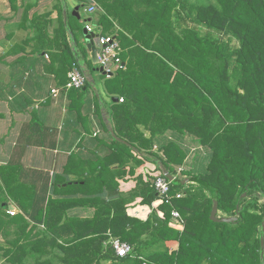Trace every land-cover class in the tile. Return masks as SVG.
I'll return each mask as SVG.
<instances>
[{"label": "trees", "instance_id": "obj_1", "mask_svg": "<svg viewBox=\"0 0 264 264\" xmlns=\"http://www.w3.org/2000/svg\"><path fill=\"white\" fill-rule=\"evenodd\" d=\"M99 2L102 34L117 24L122 45L121 66L105 76L108 92L123 99L112 103L109 113L114 132L109 149L94 158L71 156L65 171L70 173L79 160L73 165L88 174L72 182L57 176L52 194L37 205L36 189L21 180L20 164L0 166V261L264 264V0ZM186 11L195 24L235 36L240 47L192 27L179 28L176 19L186 17ZM34 27L29 42L38 50L53 47L38 18ZM67 31L63 23L62 49L72 62L61 73L62 88L69 72L80 68L66 42ZM105 131L110 132L107 126ZM149 159L172 174L182 165L186 177L173 182L168 196L158 194L154 175L144 174L135 178L130 192L120 193V180ZM71 188L87 197L63 198ZM179 193L185 195L177 197ZM139 197L143 204L159 201L146 220L127 211ZM215 198L217 215L222 212L234 221L211 219ZM12 203L14 215L8 212ZM81 203L94 206L95 216L68 214ZM173 211L180 213L184 229L171 226ZM114 237L132 244L133 253L118 257ZM171 240L178 247L169 253ZM156 244H163L166 253L144 256Z\"/></svg>", "mask_w": 264, "mask_h": 264}, {"label": "crops", "instance_id": "obj_2", "mask_svg": "<svg viewBox=\"0 0 264 264\" xmlns=\"http://www.w3.org/2000/svg\"><path fill=\"white\" fill-rule=\"evenodd\" d=\"M93 4L97 10L91 13L88 8ZM76 8H79L80 17L73 14ZM102 11L99 0H0V166L20 164L21 180L36 189V205L52 194L57 176L72 182L78 175L88 174L75 167L79 160H74L70 173L65 171L71 156L88 159L104 154L114 135L109 113L112 103L121 98L108 92V76L93 62L83 34L87 24L95 28L94 32L102 34V26L98 24ZM70 16L73 17L71 24ZM36 18L53 40L54 46L49 50H38L34 42H29ZM63 23L68 28L66 42L88 78V84L81 91L70 93L62 89L64 80L60 78L72 62L62 49V44L66 49L64 35H60ZM118 30L116 24L102 35L116 38ZM56 88L59 91L54 94L52 90ZM104 125L111 134L105 131ZM146 135L150 136L147 132ZM98 137L107 143L97 144ZM169 137L173 138L172 134ZM135 169L134 175L128 171L120 180V193L126 194L135 188V178L139 174L147 177L146 169L152 170L150 175L161 173L157 163L150 159ZM180 176L186 177L183 172ZM62 197L87 196L71 188ZM140 200L141 197L130 203L127 211L132 217L146 220L159 201L148 205ZM95 213L94 206L82 203L68 210L69 215L80 218L94 217ZM2 242L4 238H0ZM167 246L170 247L168 251L163 244H156L144 250V256L154 254L158 258L166 251L172 253L178 242L167 241ZM157 261L162 264L165 260ZM104 264H112V261H104Z\"/></svg>", "mask_w": 264, "mask_h": 264}, {"label": "built area", "instance_id": "obj_3", "mask_svg": "<svg viewBox=\"0 0 264 264\" xmlns=\"http://www.w3.org/2000/svg\"><path fill=\"white\" fill-rule=\"evenodd\" d=\"M96 10H97V6L94 4L88 8V11L91 13H94ZM86 27L88 31H95V28L90 24H87ZM99 34H100L101 48L98 53V64L104 68L108 66L107 68H105L104 71L107 74V76L110 77L111 74L116 69H118L122 64V60L120 56L122 47L120 45V42L114 36L102 35L101 33ZM68 77L69 80L67 84L62 88L63 90H66V92L73 88L81 89L86 85L88 80L86 73L78 67H74L69 72ZM58 91H59L58 88L52 90L54 94H56ZM155 149L157 150V147H155ZM166 171L168 170L165 169L164 172L154 175L153 184L156 191L161 196H168L173 182L180 177L181 173L184 171V168L177 167L176 172L173 174L168 171V173L172 176V179L168 177ZM151 173L152 170L150 169L145 170L146 175L148 174L149 176ZM183 195H185V193H179L177 197H181ZM8 212L11 215H14L17 212V210L10 208ZM172 215H173V220L176 224L178 225L182 224V217L178 211H173ZM111 244L115 250L116 255L120 258L127 257L131 255L134 251V246L132 244L123 241L117 237L111 239Z\"/></svg>", "mask_w": 264, "mask_h": 264}, {"label": "rangeland", "instance_id": "obj_4", "mask_svg": "<svg viewBox=\"0 0 264 264\" xmlns=\"http://www.w3.org/2000/svg\"><path fill=\"white\" fill-rule=\"evenodd\" d=\"M177 11H179V9H177ZM183 16L186 15V17H177V26L179 28H183V27H192V28H195L196 30H198V32L200 33V35H204V36H207V37H211L215 40H219L221 42H227L229 43V45H231V47H234V48H239L240 47V41L233 35H230V34H227L221 30H217V29H213V28H209L207 26H204V25H198V24H195L190 17H188L189 15H187V11L186 12H183L182 13ZM73 17L70 16L69 17V23L71 24V21L73 20L72 19ZM181 19V20H180ZM160 170V172H164L165 169L163 168H158ZM160 174V173H159ZM219 213V212H218ZM10 214V213H9ZM162 215V212H160V216ZM218 217H233V216H228L224 213H220L218 214ZM171 226L172 227H175L177 229H184V225L183 223L178 225L174 222V220H171ZM0 238H3V236L0 234ZM4 262L1 261V264Z\"/></svg>", "mask_w": 264, "mask_h": 264}, {"label": "water", "instance_id": "obj_5", "mask_svg": "<svg viewBox=\"0 0 264 264\" xmlns=\"http://www.w3.org/2000/svg\"><path fill=\"white\" fill-rule=\"evenodd\" d=\"M78 10H79V8H76L75 11L73 12V14L80 17V15L78 14ZM83 34H84L85 40L87 42L86 47L91 52L93 62L98 64V53H99V50L101 48L100 34L94 32V31H88L87 27L83 28ZM107 67H105V68H107ZM105 68L99 67V70L101 72L105 73V71H104ZM117 100H118V98H117ZM111 131L114 134L113 129H111ZM166 172H167L168 177L170 179H172V176L168 173V171H166ZM186 182H187V179H186ZM243 195H245V194H243ZM10 207H11V209L16 210L15 205H10ZM217 213H218V199L215 198L214 204H213V209L211 212V219L214 221H220V222H232V221H234V217H218ZM262 246L264 247V238H262Z\"/></svg>", "mask_w": 264, "mask_h": 264}]
</instances>
